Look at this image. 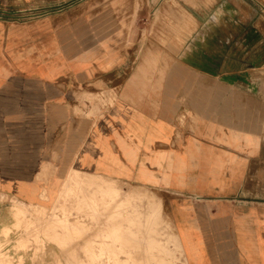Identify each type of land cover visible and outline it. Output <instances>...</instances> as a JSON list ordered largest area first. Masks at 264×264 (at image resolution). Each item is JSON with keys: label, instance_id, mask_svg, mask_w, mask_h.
<instances>
[{"label": "crops", "instance_id": "crops-1", "mask_svg": "<svg viewBox=\"0 0 264 264\" xmlns=\"http://www.w3.org/2000/svg\"><path fill=\"white\" fill-rule=\"evenodd\" d=\"M117 1L0 0L53 10L29 28L43 41L23 38L44 65L0 74V196L54 207L77 176L76 204L94 211L157 191L182 264H264L260 136L212 88L245 65L264 80V0H144L139 16ZM74 7L75 23L53 25Z\"/></svg>", "mask_w": 264, "mask_h": 264}, {"label": "rangeland", "instance_id": "rangeland-1", "mask_svg": "<svg viewBox=\"0 0 264 264\" xmlns=\"http://www.w3.org/2000/svg\"><path fill=\"white\" fill-rule=\"evenodd\" d=\"M117 5L132 9L136 16L144 13V0H118ZM68 10L64 12L65 18L53 25L75 23L76 7ZM52 11L28 7L0 11V74L32 72L44 65L39 56L41 44H24L23 38L32 36L39 42L43 33L29 28L43 25L42 17ZM261 11L264 23L263 6ZM138 18L134 22L142 25ZM140 37L144 39V29ZM17 38L21 39L20 46L14 43ZM24 54L29 58L26 64ZM245 66L241 80L213 82L212 88L220 89L225 84L230 91L229 122H243L246 132L260 136V196L264 201V113L258 109L259 94L262 107L264 104V80L262 76L261 81L254 80L253 66ZM155 69L146 66L144 72ZM112 99L113 94L104 96V103L111 104ZM186 117V113H181L182 123ZM255 169L258 170L256 163ZM76 180L77 176H72L57 204L45 211L0 196V264H182L172 237L170 195L134 188L132 200H126V208L124 202L121 205L117 202L112 210H85L82 204H76Z\"/></svg>", "mask_w": 264, "mask_h": 264}, {"label": "bare ground", "instance_id": "bare-ground-1", "mask_svg": "<svg viewBox=\"0 0 264 264\" xmlns=\"http://www.w3.org/2000/svg\"><path fill=\"white\" fill-rule=\"evenodd\" d=\"M42 211H45L47 208L46 207H40Z\"/></svg>", "mask_w": 264, "mask_h": 264}, {"label": "built area", "instance_id": "built-area-1", "mask_svg": "<svg viewBox=\"0 0 264 264\" xmlns=\"http://www.w3.org/2000/svg\"><path fill=\"white\" fill-rule=\"evenodd\" d=\"M264 8V7H263Z\"/></svg>", "mask_w": 264, "mask_h": 264}]
</instances>
